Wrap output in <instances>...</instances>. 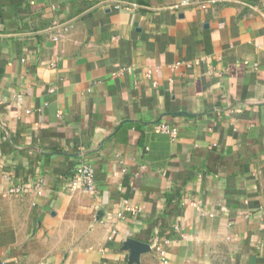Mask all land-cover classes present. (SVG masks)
Masks as SVG:
<instances>
[{"label": "crops", "instance_id": "crops-1", "mask_svg": "<svg viewBox=\"0 0 264 264\" xmlns=\"http://www.w3.org/2000/svg\"><path fill=\"white\" fill-rule=\"evenodd\" d=\"M0 264H264V0H0Z\"/></svg>", "mask_w": 264, "mask_h": 264}, {"label": "built area", "instance_id": "built-area-1", "mask_svg": "<svg viewBox=\"0 0 264 264\" xmlns=\"http://www.w3.org/2000/svg\"><path fill=\"white\" fill-rule=\"evenodd\" d=\"M20 98L21 97L19 96L18 99ZM158 129L160 132L167 134L172 140L178 138L179 130L175 127L161 123L158 125ZM72 184L88 193L96 194L98 189L95 180L94 167L86 161L81 162L76 169ZM193 205L196 206V204ZM119 216L122 217V214H119Z\"/></svg>", "mask_w": 264, "mask_h": 264}, {"label": "water", "instance_id": "water-1", "mask_svg": "<svg viewBox=\"0 0 264 264\" xmlns=\"http://www.w3.org/2000/svg\"><path fill=\"white\" fill-rule=\"evenodd\" d=\"M131 248H133V254H132V260L135 261L137 260L140 252H142V250H145L146 246L140 244V243H134L131 245Z\"/></svg>", "mask_w": 264, "mask_h": 264}]
</instances>
